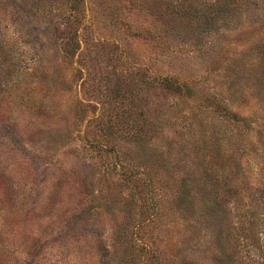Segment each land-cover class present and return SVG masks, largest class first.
I'll use <instances>...</instances> for the list:
<instances>
[{"label": "rangeland", "instance_id": "1", "mask_svg": "<svg viewBox=\"0 0 264 264\" xmlns=\"http://www.w3.org/2000/svg\"><path fill=\"white\" fill-rule=\"evenodd\" d=\"M227 1L0 0V264H264V0Z\"/></svg>", "mask_w": 264, "mask_h": 264}, {"label": "trees", "instance_id": "2", "mask_svg": "<svg viewBox=\"0 0 264 264\" xmlns=\"http://www.w3.org/2000/svg\"><path fill=\"white\" fill-rule=\"evenodd\" d=\"M239 4V2L237 4L234 0L227 1L226 3L222 4L218 3V6H216V12L211 15V19L208 21H229L231 20L234 13H237L239 11H242L244 13L245 8H239Z\"/></svg>", "mask_w": 264, "mask_h": 264}]
</instances>
